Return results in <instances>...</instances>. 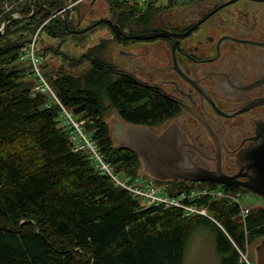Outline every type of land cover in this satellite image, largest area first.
I'll list each match as a JSON object with an SVG mask.
<instances>
[{"label": "trees", "instance_id": "trees-1", "mask_svg": "<svg viewBox=\"0 0 264 264\" xmlns=\"http://www.w3.org/2000/svg\"><path fill=\"white\" fill-rule=\"evenodd\" d=\"M13 1L0 0V28L10 17L2 4ZM110 3L120 24L137 20V32L160 9L153 2L143 7ZM20 7L22 16L12 18L0 34V264H184L188 235L201 224L216 231L221 264H244L236 245L245 248L264 238V206L250 207L244 220L239 203L229 198L196 199L208 205L212 220L186 216L177 206L146 205L118 185L103 165L133 179L144 166L114 139L108 111L115 109L128 123L151 126L168 117L171 105L160 92L119 77L93 48L73 63L92 58L79 75L42 73L50 86L42 90L44 83L24 51L32 42L28 36L45 23L40 31L62 37L70 33L64 18L69 28H76L75 21L66 11L46 22L65 7L63 0H28ZM156 180L174 196L197 184Z\"/></svg>", "mask_w": 264, "mask_h": 264}, {"label": "flooded vegetation", "instance_id": "flooded-vegetation-1", "mask_svg": "<svg viewBox=\"0 0 264 264\" xmlns=\"http://www.w3.org/2000/svg\"><path fill=\"white\" fill-rule=\"evenodd\" d=\"M164 1H150L160 9L138 32L137 20L114 15L118 47L107 62L168 100V117L149 127H177L200 167L239 175V155L264 127V0ZM144 32L167 34L134 38Z\"/></svg>", "mask_w": 264, "mask_h": 264}, {"label": "rangeland", "instance_id": "rangeland-1", "mask_svg": "<svg viewBox=\"0 0 264 264\" xmlns=\"http://www.w3.org/2000/svg\"><path fill=\"white\" fill-rule=\"evenodd\" d=\"M26 1L28 0H19L17 2L14 0L12 3H3L2 8L4 9V13L10 14V16L13 15V18L21 17L22 13L19 9H21V3H25ZM33 1L35 2V0ZM162 2L165 1L162 0ZM63 3L66 11H68L69 15L74 18L76 28H70L72 30L85 29L98 19L102 18L110 19L113 22L115 18L114 15L117 14L115 9L111 8L113 5H111L110 0H63ZM131 3L134 4L135 2ZM139 5L143 7L145 3H139ZM55 16L52 14L46 22L52 20ZM3 24L1 28L3 27ZM109 24L110 23L108 22H102L87 32L81 34L66 33L62 37H55L52 34H48L46 30L40 31L41 28L34 34H29L28 37H30L32 41L34 39L36 41L35 50L37 55L42 57L41 61L44 65L42 68L39 67L41 75L43 73L47 77V73H55L57 70H65L76 75L81 74L90 66V62L85 58L78 66H73V63L81 59L90 48H93V53L99 57L106 61H111L107 56L106 51L110 48L117 47L118 45ZM6 27L4 31L6 30ZM100 44L103 46L98 48V45ZM113 112L118 115L116 110L112 108L108 111L106 119ZM116 174L120 179H127L124 172ZM139 177V185L142 188H145L149 183L153 186L162 185L149 174L140 173ZM194 186L198 189L206 187L207 185H199L197 183L194 184ZM241 193L242 198L240 202L243 206H264V197L247 190H242ZM262 239L263 238H257L248 244L251 253V260L256 264V246ZM184 264H221V257L216 247V231L211 226L201 224L191 230L187 239Z\"/></svg>", "mask_w": 264, "mask_h": 264}, {"label": "water", "instance_id": "water-1", "mask_svg": "<svg viewBox=\"0 0 264 264\" xmlns=\"http://www.w3.org/2000/svg\"><path fill=\"white\" fill-rule=\"evenodd\" d=\"M34 1L32 0V3ZM62 13L66 8L59 7L52 12L53 16ZM34 14V12L32 13ZM14 16L11 15L0 29L3 33L6 25ZM102 22L112 24V20L102 18L92 25L81 30H72L68 27L66 17L64 26L70 33L81 34L96 27ZM164 32H144L134 35L135 39L146 40L166 35ZM118 47V46H117ZM117 47L106 51L110 60L116 57ZM119 115L113 112L107 121L112 127L114 139L124 149L136 153L142 160L141 174H150L159 180H184L190 182H216L232 187L243 188L249 192L264 197V127L258 132L254 142L239 155L238 164L245 172L230 177L221 171L212 172L200 167L193 159L191 151L187 148L180 130L170 126L161 133L153 128L132 124L119 120ZM239 176L245 177L239 180ZM257 264H264V238L256 246Z\"/></svg>", "mask_w": 264, "mask_h": 264}, {"label": "built area", "instance_id": "built-area-1", "mask_svg": "<svg viewBox=\"0 0 264 264\" xmlns=\"http://www.w3.org/2000/svg\"><path fill=\"white\" fill-rule=\"evenodd\" d=\"M125 1L135 2L139 4V3H147L152 0H125ZM35 42L36 41L34 39L31 43L27 45V47L24 48V51L27 53L26 56L28 55L31 58L37 74L40 76L41 80L44 83V87H41V89L50 90V86L48 85V83L40 73L39 67L42 64V61L39 58H37L35 55V51H36ZM68 116H70V114H68ZM73 123L75 124V126L77 127L79 126V123L76 122ZM78 130L80 131L79 128ZM88 145L92 149V151L95 152V148L90 142H88ZM96 155L100 159L97 153ZM103 168L112 176V178L116 181L118 185L126 188L136 197H139L146 205H154V204L156 205L162 203L166 206H177L183 209L184 215L186 216L193 214H200L212 220H215L209 214V209L207 204H199L195 202L196 199H200L204 196H209L211 199L229 198L234 202H238L240 205L241 215L244 220H246L250 212V207L243 206L240 202L242 198L241 192H231V191H226L223 188H212L206 186L198 189L194 188L191 189L190 191H183L178 196H174L169 192L166 185L153 186L151 183H149L145 188H142L139 185L140 177L133 179L132 177H130V175H126L127 179L123 180L120 179L117 174H114L107 165H103ZM248 244L249 243L247 242L245 248H240L238 245H236L240 254V259L241 261L244 262V264H256L251 260V255H250L251 253Z\"/></svg>", "mask_w": 264, "mask_h": 264}]
</instances>
